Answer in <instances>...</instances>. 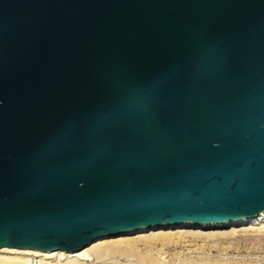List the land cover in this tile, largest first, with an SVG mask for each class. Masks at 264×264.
Wrapping results in <instances>:
<instances>
[{
    "label": "water",
    "instance_id": "95a60500",
    "mask_svg": "<svg viewBox=\"0 0 264 264\" xmlns=\"http://www.w3.org/2000/svg\"><path fill=\"white\" fill-rule=\"evenodd\" d=\"M262 210L264 0H0V247Z\"/></svg>",
    "mask_w": 264,
    "mask_h": 264
},
{
    "label": "bare ground",
    "instance_id": "6f19581e",
    "mask_svg": "<svg viewBox=\"0 0 264 264\" xmlns=\"http://www.w3.org/2000/svg\"><path fill=\"white\" fill-rule=\"evenodd\" d=\"M257 219H264V210L251 218V224L252 221ZM229 225L232 226L230 233L216 229L219 231L211 233V236H226L237 232L236 230L239 226L233 223H229ZM245 227L243 230L253 229L251 226L247 227V224ZM194 230L198 229L175 226L174 228H156L148 229L147 231H135L134 233L100 237L73 252L63 249L46 252L34 248L2 246L0 247V264H149L141 262L142 260L137 261L134 259L143 250L155 249L159 241H162V244L160 242L161 245L167 244L168 246L171 240L181 239L186 234L194 232ZM176 241L173 244H177L178 242ZM122 261H125V263H122ZM135 261L137 262L135 263ZM161 261L164 260L161 259ZM158 262L160 263V261Z\"/></svg>",
    "mask_w": 264,
    "mask_h": 264
},
{
    "label": "rangeland",
    "instance_id": "374dc122",
    "mask_svg": "<svg viewBox=\"0 0 264 264\" xmlns=\"http://www.w3.org/2000/svg\"><path fill=\"white\" fill-rule=\"evenodd\" d=\"M244 224L237 225V232L219 237L211 236V233L219 231L216 229L230 233L232 226L197 228L181 239L171 240L168 246L159 241L155 249L143 250L133 259L149 264H158V261L161 264H264V219L252 221L253 225L251 221L247 222V227L253 228L250 230H243ZM175 241L178 243L173 244Z\"/></svg>",
    "mask_w": 264,
    "mask_h": 264
}]
</instances>
